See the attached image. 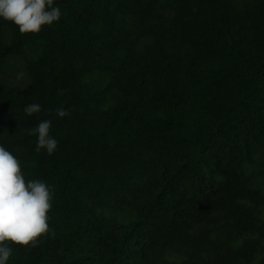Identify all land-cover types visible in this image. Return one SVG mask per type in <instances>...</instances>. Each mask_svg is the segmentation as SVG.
<instances>
[{"label":"trees","instance_id":"trees-1","mask_svg":"<svg viewBox=\"0 0 264 264\" xmlns=\"http://www.w3.org/2000/svg\"><path fill=\"white\" fill-rule=\"evenodd\" d=\"M53 6L39 33L0 18L27 76L0 82V145L54 192V235L7 264H264V0Z\"/></svg>","mask_w":264,"mask_h":264},{"label":"clouds","instance_id":"clouds-1","mask_svg":"<svg viewBox=\"0 0 264 264\" xmlns=\"http://www.w3.org/2000/svg\"><path fill=\"white\" fill-rule=\"evenodd\" d=\"M61 17L53 0H0V18L18 26L21 34L39 33L42 26L52 25ZM21 71L17 78H23ZM27 115L41 111L36 103L24 109ZM71 109L57 108L61 118L70 115ZM51 121L43 120L31 134L37 135L36 152L46 150L52 155L58 141L50 135ZM54 192L44 181H25L18 159L0 145V264H7L12 255L9 243L35 247L38 239L46 234L54 235L49 227V212L53 207Z\"/></svg>","mask_w":264,"mask_h":264},{"label":"rangeland","instance_id":"rangeland-1","mask_svg":"<svg viewBox=\"0 0 264 264\" xmlns=\"http://www.w3.org/2000/svg\"><path fill=\"white\" fill-rule=\"evenodd\" d=\"M23 67L24 62L21 57H5L3 64L0 66V82L5 86V88L11 91H18L22 88L24 83L27 81V76L25 74L23 78L18 79L17 74L21 71L24 72ZM258 169L259 166L257 165L254 166L253 170ZM253 186L261 189L264 192V185L261 182L255 181ZM262 218L264 220V207L262 208Z\"/></svg>","mask_w":264,"mask_h":264}]
</instances>
